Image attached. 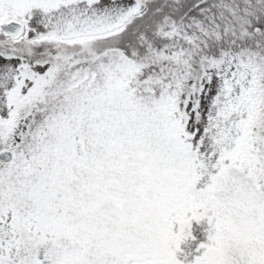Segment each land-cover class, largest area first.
<instances>
[{
    "label": "snow or ice",
    "instance_id": "obj_1",
    "mask_svg": "<svg viewBox=\"0 0 264 264\" xmlns=\"http://www.w3.org/2000/svg\"><path fill=\"white\" fill-rule=\"evenodd\" d=\"M0 264H264V0H0Z\"/></svg>",
    "mask_w": 264,
    "mask_h": 264
}]
</instances>
